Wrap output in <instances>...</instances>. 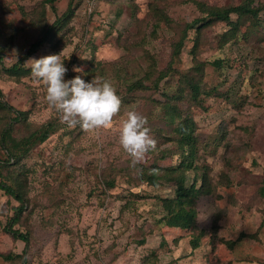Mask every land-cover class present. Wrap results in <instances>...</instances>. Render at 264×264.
<instances>
[{
	"label": "rangeland",
	"instance_id": "rangeland-1",
	"mask_svg": "<svg viewBox=\"0 0 264 264\" xmlns=\"http://www.w3.org/2000/svg\"><path fill=\"white\" fill-rule=\"evenodd\" d=\"M69 1L55 0L52 7L44 0H0V99L28 112L26 121L15 123L12 136L24 137L49 121L56 125L18 167L0 168V180L21 195L18 199L0 188V264H25L24 259L26 264H264V8L258 19L235 13L232 23L189 29L174 59L178 72L155 87L149 71L169 64L184 24L202 16L196 4L74 0L67 25L20 64L30 69V60L63 51L66 80L81 75L90 82L98 75L112 81L122 99L120 115L110 130L84 132L59 121L31 72L12 75L5 69L23 58ZM199 1L207 7L264 4ZM160 14L167 18L158 21ZM139 80L150 87L131 89ZM191 82L200 87L197 97ZM133 109L147 118L157 141L134 167L118 141ZM173 112L191 119L197 146L198 169L178 176L185 177L187 188L196 173L207 171L213 187L208 195L173 205L196 208L187 229L162 221L169 215L163 198L177 197L181 182L150 180L155 170L161 174L159 168L182 161L173 130L181 119L170 121ZM0 120L1 130L7 120L2 113ZM4 149L0 145V158ZM14 217L13 228L28 235L29 247L23 256L7 259L22 254L26 244L9 232ZM195 233L204 234L197 248L191 244Z\"/></svg>",
	"mask_w": 264,
	"mask_h": 264
},
{
	"label": "trees",
	"instance_id": "trees-1",
	"mask_svg": "<svg viewBox=\"0 0 264 264\" xmlns=\"http://www.w3.org/2000/svg\"><path fill=\"white\" fill-rule=\"evenodd\" d=\"M48 2L54 7L55 0H44ZM193 1L199 10L202 13V16L195 18L191 22L185 23L184 28L182 29V35L180 39L174 44V49L172 52V58L169 61V64L162 70L155 71L151 69L149 73L154 74V78L152 84L155 87L159 86V83L168 76L171 72H178V70L173 66L174 59L179 56L181 52V46L184 44V40L188 34L189 29L201 27L202 25H208L213 21H228L232 23L231 20L232 15L237 13L239 16H247L248 18H259V12L264 8V4L261 6H251L250 1L247 4H239V5H229L227 7H207L205 3L199 0H188ZM74 0H70L67 9L61 15H56L55 20L52 23H47L44 25L40 36H38L30 45L23 56L18 62L12 64L9 68H5L12 75H20L21 73L31 72V69H27L21 66V61L23 59L31 57L35 52H37L40 47L46 43L51 42L55 39V37L59 34L61 29L67 25L70 17L73 13V5ZM252 2V0H251ZM167 18L166 14H160L159 20ZM43 18L38 16V20L40 22ZM156 25H159L157 22ZM236 27L234 26L232 29ZM198 42V41H197ZM197 43L195 44V46ZM4 58L2 51L0 50V60L2 61ZM150 76V75H149ZM191 86L193 90H195V97L200 91V87L197 83H192ZM150 86L146 85L143 80L136 81L131 85V89H148ZM0 113H2V119H7L2 121L1 130H0V145H2L5 149V157L0 158V168L9 167V166H17L22 163V161L29 155L31 150L39 144H42L46 139L50 137V135L56 131V125L53 121L46 122L38 129L29 132L27 135L21 138H16L12 136V133L15 130V123L26 121L28 118V112L24 110H19L14 106L10 105L6 100L0 99ZM176 112L169 114L170 121H176L177 119H181L178 125H174L173 130L177 135V139L175 140L177 146L180 148L182 157V161L175 165L170 166L168 168H159L163 173L160 174V170H155L152 172L150 176V180L153 183H158L159 178H167L170 181H180L181 183L179 187L176 189L177 197H165L163 198L166 209L169 212V215H165V221L168 226L173 227H181L187 229L192 224L193 220L197 216V210L195 207L182 206L178 209H174L173 205L176 202H181L189 198L199 197L203 195L210 194L213 190L212 184L209 182V177L207 175V171L200 174L196 173L194 177V182L191 186L185 188L183 182L185 180L183 175V171L186 169H198L197 163L195 162L197 156V146H196V138L192 133V123L190 118L180 117ZM1 121V120H0ZM169 121V122H170ZM18 167V166H17ZM22 169H26L24 165L20 166ZM28 171V170H27ZM178 179V180H177ZM228 178L225 181H227ZM113 181L109 180L108 184L112 186ZM0 188L4 190L7 194L15 196L18 199H21V195L18 193V188L13 187L12 185L0 180ZM264 195V188L261 192ZM17 221V218L14 217L9 221L8 229L9 232L16 238H20L26 244L23 248V253L19 255L10 254L6 256L7 259H15L17 256H23L28 247H29V237L26 233L20 232L18 229L13 228V224ZM203 233L196 234L191 239V244L193 248H197L200 245V240L203 237ZM24 263L26 264V260L24 259Z\"/></svg>",
	"mask_w": 264,
	"mask_h": 264
},
{
	"label": "clouds",
	"instance_id": "clouds-1",
	"mask_svg": "<svg viewBox=\"0 0 264 264\" xmlns=\"http://www.w3.org/2000/svg\"><path fill=\"white\" fill-rule=\"evenodd\" d=\"M64 61L62 51L32 59L27 64L32 79L42 82L47 104L57 113L59 121L69 128L79 126L84 132L110 130L122 108L116 87L111 80L98 75L90 82L81 75L66 80L68 69ZM73 71L82 73L83 69L74 67ZM147 125V118L133 109L127 111L119 128V145L133 167L156 149L157 141L150 135Z\"/></svg>",
	"mask_w": 264,
	"mask_h": 264
}]
</instances>
